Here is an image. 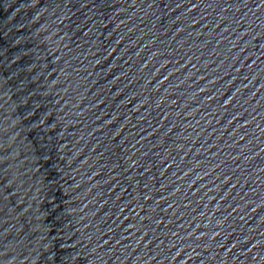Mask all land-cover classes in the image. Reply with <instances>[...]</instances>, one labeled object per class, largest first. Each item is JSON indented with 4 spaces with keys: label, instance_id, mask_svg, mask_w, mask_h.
<instances>
[{
    "label": "water",
    "instance_id": "obj_1",
    "mask_svg": "<svg viewBox=\"0 0 264 264\" xmlns=\"http://www.w3.org/2000/svg\"><path fill=\"white\" fill-rule=\"evenodd\" d=\"M0 264H264V0H0Z\"/></svg>",
    "mask_w": 264,
    "mask_h": 264
}]
</instances>
